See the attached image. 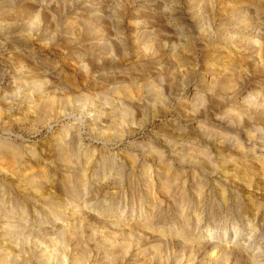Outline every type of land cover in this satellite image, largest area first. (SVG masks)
<instances>
[{
  "label": "rangeland",
  "instance_id": "rangeland-1",
  "mask_svg": "<svg viewBox=\"0 0 264 264\" xmlns=\"http://www.w3.org/2000/svg\"><path fill=\"white\" fill-rule=\"evenodd\" d=\"M0 264H264V0H0Z\"/></svg>",
  "mask_w": 264,
  "mask_h": 264
},
{
  "label": "bare ground",
  "instance_id": "bare-ground-1",
  "mask_svg": "<svg viewBox=\"0 0 264 264\" xmlns=\"http://www.w3.org/2000/svg\"><path fill=\"white\" fill-rule=\"evenodd\" d=\"M209 235H210V236H212V234H211V233H209ZM208 238H209V237H208ZM224 238H225V237H224Z\"/></svg>",
  "mask_w": 264,
  "mask_h": 264
}]
</instances>
